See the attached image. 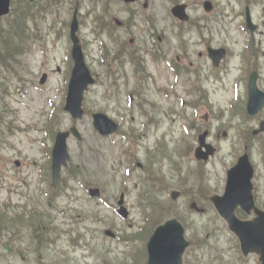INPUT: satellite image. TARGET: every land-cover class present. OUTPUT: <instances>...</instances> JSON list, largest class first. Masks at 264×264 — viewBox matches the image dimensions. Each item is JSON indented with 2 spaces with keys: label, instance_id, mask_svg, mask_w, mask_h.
I'll return each mask as SVG.
<instances>
[{
  "label": "rangeland",
  "instance_id": "374dc122",
  "mask_svg": "<svg viewBox=\"0 0 264 264\" xmlns=\"http://www.w3.org/2000/svg\"><path fill=\"white\" fill-rule=\"evenodd\" d=\"M39 1L41 4H44L45 2V0ZM75 1L77 0H73L71 3ZM81 1L82 5H87L88 0ZM222 2L223 3L220 4L221 10H223V8L227 5L228 0H222ZM158 3L161 5V0H158ZM70 6L73 8V5L69 4L66 5L64 9H61L62 18L60 20L62 22H67L66 19L70 18ZM263 6L264 1L253 7V13L256 20H260L263 17ZM54 20L55 15L54 13H51L41 24V28L43 30L42 32L50 41L48 44H46L47 47L43 49L45 53H43L42 48L39 46V42H34V44L30 43L22 53L21 58L27 62L29 68L33 72V75L29 76L27 74V77L29 76L34 80V84L30 85L27 96L23 99H18L17 93L12 92L11 95L6 99V102L10 104L11 108L18 112V118L15 122L17 125L25 126L24 122H27L30 124V126L34 125L35 127L34 129L30 130L29 138V136H27L25 133L19 131L16 135L12 136L7 132L8 128L6 124L2 123L0 125V132L2 133L0 135V205L5 206L6 203H8V212H15V204L25 205L26 200L31 201L30 199H27L26 196L29 198L33 197V200L35 201L37 200L36 203L32 202L30 206L32 204L35 206H40L41 210H38H45V212L47 211V195L46 193L41 194V192H45L50 186L49 175L47 174L48 154H46V148L53 145V140L50 136L46 135V133L41 128L46 124V113L51 108L47 97L51 95L56 97V101H54L56 106H59L63 99L64 92L61 95L60 89L65 88V77L67 74V62L65 55L67 53V46L70 43L67 37L66 29L62 31L63 36L57 41V43L53 41V37L55 36L54 30L52 28ZM218 24L221 26L222 23L217 21V25ZM230 25L237 29L236 23H231ZM56 28L61 29L62 27L57 24ZM88 29L84 27L83 31L88 33ZM224 38L225 33H223L221 36H218V39ZM261 38V42L258 40L256 41L255 50L264 48V35H261ZM238 40V48L235 49V53H238L237 55H239L242 47L244 48V44H242V34L240 33H238ZM228 43L229 46L236 47L234 40L232 41L229 39ZM236 56L232 57V64H234ZM238 60L236 61V65H238ZM260 64H262L264 68L263 56L260 59ZM59 68L61 71H58ZM236 68L237 66H232L233 73L230 75V77H225L223 82L212 81L214 76H212V79L205 82L214 103V111H217L218 113L219 109H224L226 112L223 120L224 123L229 122L228 104L231 101L230 99L232 96L230 81L241 71L240 69L238 71H234ZM44 72L48 73V79L46 84L41 87L39 86V79ZM210 72V61L207 60L206 73L208 74ZM261 83L264 86V74ZM9 86L11 87L10 91H13L15 86H12L11 83H9ZM178 89L181 95L185 94V88L183 85H179ZM102 93V86H94L90 90L89 94H86V98H89L85 101L86 107L89 106L92 109H96L97 106L94 104V102L96 98L98 100L100 99V101L103 99ZM56 94H60V96H55ZM115 96L117 97L116 99H123L121 96ZM122 102L124 103L123 100ZM116 103L117 101L114 100V104ZM177 110H179V108ZM206 111V108L202 107V111L200 112L201 114L199 115L200 119L198 120V125L202 126V128L207 127V123H210V121L204 119V116L207 114ZM58 112L59 114L57 115V119H62L61 128H70L72 125L70 116L65 112L62 113L63 111L61 110ZM107 113L115 119H120L115 107H111ZM186 114L190 116L192 114V109L187 108ZM179 118H177L176 122L172 124L173 131L176 135H173L172 139L167 138L169 141L168 149L170 151H172L175 145H177L178 140L181 138L183 133L181 126L182 118ZM10 120V117L7 118V121ZM204 120L207 122H204ZM240 120L241 119L236 118L234 121H232V123L237 124ZM233 124L230 125L229 131H226L227 135L222 136V134L219 133V128L225 126L226 124L223 125L219 118H214L211 121L210 126L213 131L210 133L209 141L212 144L215 143L217 146L219 145L220 149L214 155L209 164L205 165L204 167L202 166V169L205 172V177L201 180V183L210 188V192L215 191L214 193H217L224 187L225 169L230 168L232 162L234 161L235 154L233 151V141H235L238 137V125L243 124ZM252 124H254V121H252ZM77 126L83 135V144H79L78 140H76L74 137H70L69 149L71 153V160H73L75 163L83 164L86 169L83 170V175L79 176L78 179L70 181V184L73 188L69 187L68 190L69 193L72 194L73 198L66 195L62 196L58 200L59 202L57 204L62 207L68 206L70 208L87 209L91 211H94L96 208L97 211H100V214L110 222L112 225L111 230H119L121 233L137 232L140 228V225L144 224L142 212L145 210L149 212L151 209L148 206L146 209H143L141 206V203L144 204L146 201L145 198L140 196V194L147 188V184L142 178L144 173L140 169L136 170L127 182L129 192L126 195L125 202L130 211V220L125 221L117 214L115 209L104 205L101 200L89 198L81 182L88 181L98 185V187H100L102 190V196L106 198L112 205H115L122 190V179L125 176V166L127 162L122 154V146L120 145L121 140L119 136L104 137L98 134V132L93 128L91 116L88 115L85 116L82 121L77 122ZM166 126L167 124L164 122L162 129L166 128ZM193 133L195 134V130H193ZM157 138L162 139L161 132L158 134L150 132L149 140H146L145 143H148L150 147L154 146ZM192 139L193 138H190L189 140ZM145 143H143L142 147L140 148V158L142 162L144 159V150L147 146ZM256 153L259 158V152ZM16 160L21 162L20 166L15 165ZM175 160L184 162V164H182V175H187V170L196 166L195 159L188 160L178 156L175 158ZM157 167H162V171L165 172L169 178H173V181L178 179V172H175L174 169H172L171 162L168 159L158 162ZM41 170H45L46 180H40V176L42 174ZM199 184V177L196 175H190L186 183L179 184L177 181L174 182V185H172L169 189L161 191L158 198L168 199L169 193L167 194V190L171 192L173 189L181 190L182 187H191L196 189ZM13 187H15V190ZM27 193L28 195L25 196ZM152 194L154 195L155 193L153 192ZM116 196H118L117 199ZM189 200L200 202L198 195L195 194V190L187 191L186 196H180V198L177 199V204L181 209L188 210L187 202ZM26 206L29 210L30 207L28 205ZM208 208L209 210L203 215L192 213L189 217V224L191 225L194 223L195 225L200 226L202 222H208L211 220V214L213 213V210L211 206H208ZM51 211L56 215V223L62 228L68 229L71 225V221L68 217L71 212L74 211L68 212V216L56 212L53 209ZM85 225L97 230H103V228L106 227V224L98 225L92 220L83 223L81 226L82 229H84ZM5 236L8 235L5 233H0V264H40L39 260H37L39 254H28L24 248L21 249V251L22 255H24L26 259H23L19 254L8 253L1 246V242L4 240ZM226 236H228L227 233ZM67 239L61 236L57 242V248L60 250L57 252L60 254L58 260L52 261L50 260L48 253H41L44 264H65L61 260H69L70 258L73 260L67 264H135L133 259L130 258L131 256L127 253V250L129 249L128 245L124 242H119L114 238L103 235L100 236L99 240L92 244L96 251H98L95 253V255H90L87 250H72V247L69 245ZM140 241H142V239L136 238L134 240L137 245L140 243ZM24 246L25 245H23V247ZM102 251L108 252V257L105 263H103V260H101L102 257L100 255H102V253H99ZM192 251L193 249L190 251L189 255H191ZM144 261L145 258L142 251V246L140 245L138 262L136 264H145ZM251 264H254V262L252 261Z\"/></svg>",
  "mask_w": 264,
  "mask_h": 264
},
{
  "label": "flooded vegetation",
  "instance_id": "af4514ba",
  "mask_svg": "<svg viewBox=\"0 0 264 264\" xmlns=\"http://www.w3.org/2000/svg\"><path fill=\"white\" fill-rule=\"evenodd\" d=\"M96 8L89 10L95 18L93 48L102 52L106 65L112 73L119 74L122 85L129 87L132 99H152L149 85L158 84L175 76L168 64L189 76L196 85L202 80L208 58L206 14H193L194 5H204L206 0H136L126 3L122 0H90ZM170 3V6H169ZM185 4L190 15L188 22H182L172 13V7ZM147 11V12H146ZM192 14H191V13ZM149 17V18H148ZM174 21L176 27L170 22ZM163 64V66H162ZM182 71V72H181ZM188 80H185L188 82ZM157 91V87L154 88ZM157 94V93H156ZM260 206V205H259ZM249 217H255L251 211Z\"/></svg>",
  "mask_w": 264,
  "mask_h": 264
},
{
  "label": "water",
  "instance_id": "95a60500",
  "mask_svg": "<svg viewBox=\"0 0 264 264\" xmlns=\"http://www.w3.org/2000/svg\"><path fill=\"white\" fill-rule=\"evenodd\" d=\"M9 8V0H0V14H3L8 11ZM75 56H79L80 62H82V55L80 51H75ZM86 87L85 81L82 78L73 77V84L71 86V91L69 93V98L67 100L66 108L71 110L74 117H81L82 110H81V102H82V95L83 89ZM98 126H101L99 122H97ZM68 132L66 133H59L57 136V142L54 148V162H53V180L54 185H56L60 179V170L62 164L67 163L69 158L67 153V146H66V137ZM152 261V260H151Z\"/></svg>",
  "mask_w": 264,
  "mask_h": 264
}]
</instances>
